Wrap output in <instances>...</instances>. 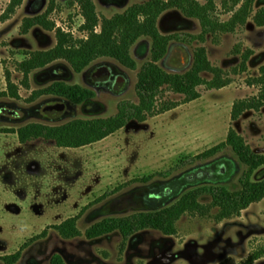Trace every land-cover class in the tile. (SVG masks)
<instances>
[{
  "label": "rangeland",
  "instance_id": "1",
  "mask_svg": "<svg viewBox=\"0 0 264 264\" xmlns=\"http://www.w3.org/2000/svg\"><path fill=\"white\" fill-rule=\"evenodd\" d=\"M50 1L39 0V7L35 0H24L9 13L11 0H0V92L7 90V70L20 91L18 98L0 96V109L12 102L21 110L15 122L0 113V264H8L2 256L16 253L45 229L47 235L26 246L14 264H51L56 253L67 264H239L264 248V199L239 215L220 219V209L212 204L209 195L201 197L203 212H187L180 217L175 234L148 228L125 245L119 231L93 239L86 236V230L104 218L158 210L199 186L214 183L240 189L246 166L230 146L206 159L195 157L225 141L231 127L245 137L255 152L264 154V107L248 110L237 120L231 117L236 100L259 94V86L249 85L247 80L257 77L264 63V26H258L253 19L255 12L264 7V0L255 2L246 24L238 25L235 31H215L207 34L205 41L192 44L175 41L168 53L184 60L188 69L195 48L205 47L211 67L218 71L206 70L203 78L227 85L217 88L203 84L198 87L200 97L192 101L165 88L146 120L131 121L108 137L78 148L58 146L55 140L43 137L21 142L17 134L8 131L31 121L57 125L72 118L110 116L118 111L120 100L138 102V71L151 60L150 41L144 40L136 48V70L126 69L110 58H99L84 72H77L68 61L59 60L34 70L26 82L18 63L33 51L53 48L57 38L55 31L39 26L25 34L20 29L26 17L45 12ZM56 1L59 10L52 18L57 25L70 30L75 38L86 37L81 30L84 19L80 5L75 0ZM144 1L95 3L99 16L104 18ZM231 5L230 0H214L213 16L228 21L241 4ZM158 19V27L165 34L203 32L200 19L178 8L162 12ZM247 48L255 54L248 62V70L242 72V54ZM103 63L133 80L126 95L121 97L109 87L104 89L103 101L83 105L53 95L32 98L57 80L93 87L95 68ZM58 102H65L66 109L55 116L52 107ZM97 105L99 110L95 109ZM166 106L169 109L164 110ZM263 176L264 172H258L257 178ZM74 216L80 217V235L67 238L53 228ZM255 264H264V256Z\"/></svg>",
  "mask_w": 264,
  "mask_h": 264
},
{
  "label": "trees",
  "instance_id": "2",
  "mask_svg": "<svg viewBox=\"0 0 264 264\" xmlns=\"http://www.w3.org/2000/svg\"><path fill=\"white\" fill-rule=\"evenodd\" d=\"M80 5V14L84 18L81 30L86 37L75 38L69 32L57 28L56 45L48 50H38L29 53L28 58L17 65L26 76L37 69L47 67L49 64L66 60L77 72H82L87 66L99 58H110L129 68H137L138 63L132 50L142 38H150L152 41L151 60L145 62L138 72L137 93L139 101L122 100L119 110L109 117L73 118L62 124L52 125L42 122H28L18 128L9 129L18 135L21 142H27L35 138L55 140L58 146L78 148L100 141L109 135L125 127L131 121H144L152 115L156 109L158 97L165 88L183 94L187 101L200 97L198 87L207 84L217 88L224 87L227 82L206 81L202 73L204 71H218L211 67L205 47L198 46L194 50L192 65L184 72H171L160 64V61L168 53L172 42L192 44L205 41L206 35L215 31H235L238 25H245L250 15L254 12V4L257 0H230L231 7L239 6L231 19L226 22L214 17V0H147L130 6L124 12L116 13L112 17H100L96 11L93 0H75ZM24 0H11L9 13L14 12ZM39 3V0H35ZM73 3V2H72ZM59 8L56 0H51L47 10L43 13L34 12L26 17L21 26L23 34L28 33L34 27H42L52 31L56 23L51 15ZM171 8H178L184 14L200 19L203 32L199 35L189 33L163 34L158 27L160 14ZM254 22L258 26H264V7L259 8L254 16ZM101 23L100 30L96 27ZM254 50L247 48L242 54L240 71L248 70V62L254 55ZM7 90L0 92V96L10 95L13 98L20 97L18 84L13 81L11 71H6ZM249 85L259 86V94L248 98L238 99L232 107V120L239 119L248 110H260L264 107V63L260 66L257 77L248 78ZM34 94V93H33ZM57 95L75 103H82L94 94L88 88L79 84H68L65 81H55L50 86L40 89L33 95ZM36 96V97H34ZM169 109L166 106L164 110ZM230 146L238 156L246 169L240 177V189H230L222 184H208L199 186L185 192L177 201L158 210L138 211L135 213L104 218L86 230V236L90 239L119 231L123 236V245L144 229L152 228L160 230L167 235L177 232V221L187 212H203L205 205L201 203V197L209 195L212 204L218 206L220 219L239 215L241 211L252 203L264 199V176L257 178L258 172H264V154L255 152L243 135L233 127L230 128L225 141L197 155L195 159H206L218 153L223 147ZM79 216L66 219L62 223L52 225L64 237H75L81 234L78 226ZM48 229L40 235L27 241L22 248L14 254L2 256L8 264L16 263L22 250L31 242L46 236ZM264 256V248L252 253L239 264H255ZM51 264H67L61 254H54Z\"/></svg>",
  "mask_w": 264,
  "mask_h": 264
},
{
  "label": "flooded vegetation",
  "instance_id": "3",
  "mask_svg": "<svg viewBox=\"0 0 264 264\" xmlns=\"http://www.w3.org/2000/svg\"><path fill=\"white\" fill-rule=\"evenodd\" d=\"M147 0H145L144 2H146ZM93 2L95 3V0H93ZM143 3V2H142ZM135 4H137V3H135ZM95 5H96V3H95ZM134 5V4H133ZM38 6L40 7V2L38 3ZM58 10H59V8H57L55 11H53V13H52V15L53 14H55V12H58ZM96 11H97V7H96ZM97 13H98V11H97ZM52 15H51V17H52ZM99 15V14H98ZM115 15V14H114ZM83 17V16H82ZM100 17V16H99ZM53 19V18H52ZM84 19V18H83ZM101 17H100V21H101ZM164 19L165 18H163L162 19V22L164 23ZM54 21H55V19H53ZM55 23H56V21H55ZM100 26H101V23L99 24ZM158 25H159V19H158ZM57 28L59 29V28H61L63 31H65V32H69V33H71V31L70 30H67V29H63L61 26H59V25H57V23H56V28L54 29V30H52V31H55V34H56V30H57ZM97 28V27H96ZM159 30H160V28H159ZM161 31V30H160ZM162 33V32H161ZM72 34V33H71ZM163 34H165V33H163ZM168 34H170V33H168ZM57 38V37H56ZM144 40H149L150 42V47H149V51H151V55H152V41H151V39L150 38H142L139 42H138V44L136 45V47H134L133 48V50H132V53H133V56H134V58L136 59V48L139 46V44L142 42V41H144ZM173 44H174V42H172L171 44H170V46H169V48H168V53L170 52V50H171V48H172V46H173ZM144 50V49H143ZM141 51V50H140ZM168 53L163 57V59L160 61V64L163 66V67H165L167 70H169V71H171V72H184V71H186L187 69H185L184 71H177V70H175V66H170L169 64H168V58H173V57H171V56H168ZM152 57V56H151ZM176 60H180V61H184V60H182V59H176ZM137 61V60H136ZM97 61H94L92 64H90L89 66H87L82 72H84L85 70H87V68H89L90 66H92L94 63H96ZM165 65V66H164ZM184 66H185V62H184ZM125 67V66H124ZM126 69H137L138 68V66H137V68H129V67H125ZM115 69H113V67L111 66V65H108V64H105V63H103V64H100V65H97L96 66V68H95V74H94V79H95V85L93 86V87H87V86H84V85H81V84H79V85H81V86H83V87H85V88H88L89 90H91L92 92H93V96L92 97H90V98H88V99H86L84 102H82V103H75V102H72V101H70V100H68V99H66V98H62V97H59V96H57V95H53V96H57V97H59V98H61L62 100H64V101H66V102H70V103H75V104H81V105H83V104H86V103H88V102H92V101H94V102H97V101H103V97L105 96V94H106V92L104 91V89H107V88H109V87H111V88H114L115 90H116V92L118 93V94H120V96L122 97V96H124V95H126L127 94V91L129 90V89H127V87L128 86H130L131 84H132V86L134 85L133 84V80L128 76V75H121V74H118V73H116L115 71H114ZM139 72V71H138ZM58 81V80H57ZM137 82H138V79H137ZM67 83V82H66ZM68 84H70V83H68ZM136 92H137V84H136ZM137 95H138V93H137ZM122 100H126V99H122ZM122 100H120L119 101V103L122 101ZM128 100H130V99H128ZM12 102H6V106L5 107H3V108H1L0 109V113H1V115H4V117H6V118H8L9 120H10V122H15V121H17V117H18V115L20 114V109H18V107H20V106H17V105H14L13 103L11 104ZM119 103H118V110H119ZM64 105V111H65V109H66V103L65 102H58L57 104H55V105H53V106H63ZM99 107H98V105L95 107V109H98ZM52 110H53V107H52ZM99 110V109H98ZM64 111H63V113H64ZM118 112V111H117ZM116 112V113H117ZM62 113V114H63ZM115 113V114H116ZM61 114V115H62ZM115 114H113V115H115ZM110 116H112V115H110ZM94 117H109V116H94ZM89 118H92V117H89ZM73 119V118H72ZM31 122H37V121H31ZM25 123H28V122H25ZM24 124V123H23ZM22 125V124H21Z\"/></svg>",
  "mask_w": 264,
  "mask_h": 264
},
{
  "label": "water",
  "instance_id": "4",
  "mask_svg": "<svg viewBox=\"0 0 264 264\" xmlns=\"http://www.w3.org/2000/svg\"><path fill=\"white\" fill-rule=\"evenodd\" d=\"M168 64L170 66H175V70L177 71H184L185 70V66H184V61H180V60H176L174 58H168ZM53 113L55 116H60L63 111H64V105L63 106H53Z\"/></svg>",
  "mask_w": 264,
  "mask_h": 264
}]
</instances>
